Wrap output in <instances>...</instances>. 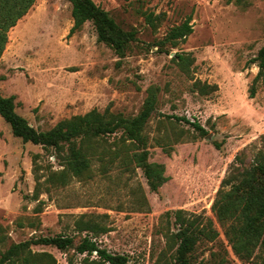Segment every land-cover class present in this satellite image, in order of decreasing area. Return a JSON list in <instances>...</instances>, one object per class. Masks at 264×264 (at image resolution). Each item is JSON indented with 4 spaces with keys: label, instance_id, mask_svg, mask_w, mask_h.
<instances>
[{
    "label": "rangeland",
    "instance_id": "rangeland-1",
    "mask_svg": "<svg viewBox=\"0 0 264 264\" xmlns=\"http://www.w3.org/2000/svg\"><path fill=\"white\" fill-rule=\"evenodd\" d=\"M93 1L125 31H137L123 56L98 41L92 22L71 34L70 0H38L10 32L0 60V93L16 97L17 113L31 126L49 131L93 110L134 118L158 88L144 148L149 163L165 167L168 181L154 192L141 168L125 169L115 159L121 132L106 138L112 152L92 158L85 177L67 173L63 181L55 151L16 138L0 116V234L6 238L0 250L57 235L73 236L78 244L86 233L76 231V222L84 217L110 230L97 239L99 245L127 255L129 264H166L165 255L171 264L175 249L169 251L166 237L178 230V211L214 220L227 245L213 205L237 155L246 151L251 160L264 135V76L251 98L259 73L251 61L264 47V0ZM189 17L194 31L186 40L176 48L157 46ZM176 54L194 59L190 74ZM196 81L219 90L203 96L193 87ZM167 116L186 118L207 133ZM211 249L200 243L193 264H214ZM228 249L230 264H244ZM33 250L53 253L59 264H68L69 257L84 264L73 249Z\"/></svg>",
    "mask_w": 264,
    "mask_h": 264
},
{
    "label": "trees",
    "instance_id": "trees-1",
    "mask_svg": "<svg viewBox=\"0 0 264 264\" xmlns=\"http://www.w3.org/2000/svg\"><path fill=\"white\" fill-rule=\"evenodd\" d=\"M37 2L38 0H0V60L9 44L11 30L30 13ZM70 2L75 21L71 34L80 30L87 22H92L97 31L98 41L112 47L121 56L136 40V30L125 31L93 0ZM147 20L153 24V15H147ZM191 23L192 17H189L181 25L172 28L157 46L164 48L170 45L176 48L193 33ZM174 60L184 72L191 73L190 68L194 63L192 57L176 54ZM252 63L257 64L259 68L251 88V98H254L258 81L264 76V47L251 61ZM193 87L203 96L219 90L217 85L210 86L199 81L194 82ZM158 91V88L149 91L143 110L131 119L93 110L83 116L62 120L49 131H38L17 113L16 97H5L1 93L0 116L9 124L16 138L26 144L32 143L55 151L61 166L65 169L59 176L63 181L68 178L67 173L78 178L85 177L91 168L92 158L102 159L112 152L106 146V138L117 136L121 132L122 137L119 140L121 144H117L115 159H120L125 169H129L132 164L141 168L151 190L157 192L168 178L165 176L163 165L148 162L149 153L144 148L146 138L143 133L158 108ZM167 118L174 119L177 123L191 125L204 135L207 133L200 124L191 123L186 118L170 116ZM259 141L260 144L251 160L248 159L246 151L237 155L236 162L230 169L228 177L223 180L222 188L213 205V212L227 245L220 240L221 232L214 220L205 219L201 215H185L183 211H178L175 213L178 230L166 237L170 242L169 251L175 249L171 264H193L200 243L212 245L210 256L214 264H230L228 248L244 264H264V135ZM54 177L53 174L50 181H54ZM76 227L79 233H86L78 244L75 243V238L69 235L39 237L13 243L6 246L5 251L0 250V264H59L53 253L33 250V247L38 246L54 247L64 253L73 249L76 254L84 256V264L130 263L127 255L114 254L101 248L97 239L110 232L104 224L94 220L85 221L84 217H81L76 222ZM1 232H4L2 228ZM5 244L6 238L0 234V245ZM167 257L165 255L161 260L170 264ZM68 264H75L73 257L68 258Z\"/></svg>",
    "mask_w": 264,
    "mask_h": 264
}]
</instances>
